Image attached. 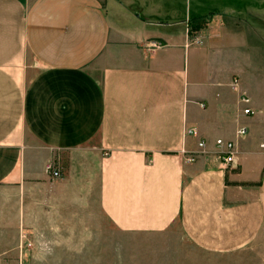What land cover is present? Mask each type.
<instances>
[{"label": "crops", "instance_id": "1", "mask_svg": "<svg viewBox=\"0 0 264 264\" xmlns=\"http://www.w3.org/2000/svg\"><path fill=\"white\" fill-rule=\"evenodd\" d=\"M262 142L264 0H0V264H32L93 195L125 233L264 249Z\"/></svg>", "mask_w": 264, "mask_h": 264}, {"label": "rangeland", "instance_id": "2", "mask_svg": "<svg viewBox=\"0 0 264 264\" xmlns=\"http://www.w3.org/2000/svg\"><path fill=\"white\" fill-rule=\"evenodd\" d=\"M63 239L39 243L32 264H262L264 249L217 254L194 246L176 226L159 233L119 231L100 211L97 195L88 209L65 211Z\"/></svg>", "mask_w": 264, "mask_h": 264}, {"label": "built area", "instance_id": "3", "mask_svg": "<svg viewBox=\"0 0 264 264\" xmlns=\"http://www.w3.org/2000/svg\"><path fill=\"white\" fill-rule=\"evenodd\" d=\"M190 41L192 44H196V45H202L203 44V41L199 38L190 39ZM161 47H162V44L157 42V41H150L146 45V48L149 51H154V50H157ZM239 84H240V80L238 78H235V79H233L231 86L233 89H237L239 87ZM241 103H243L246 106L243 109L244 115L250 116V115L256 114V112L252 108L248 107L251 103V99L247 95L242 96ZM186 133L188 135H194V136L198 135L197 131H195L193 129L187 130ZM246 134H247V129H245V128H242L238 131V135L241 137L245 136ZM198 147L200 149V152H202V153L207 152L206 151L207 147H208L207 141L201 140L198 143ZM260 147L262 150H264V142L261 143ZM215 151H216V154L218 155V157L222 160V162L225 165L229 166V165L236 163L238 152L236 150L235 143H233L232 141H225L223 139H218L216 141V144H215ZM187 161H194V159L188 158ZM47 170H48L49 174H51L54 178H60L61 177V169L55 163H50L47 166ZM24 246L25 245L23 243L20 245L21 253H23ZM28 246H31V243H29Z\"/></svg>", "mask_w": 264, "mask_h": 264}]
</instances>
